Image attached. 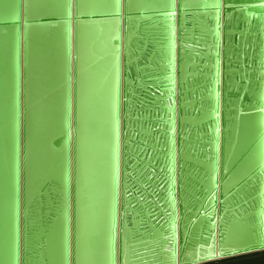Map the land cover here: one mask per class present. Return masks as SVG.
<instances>
[{
	"label": "water",
	"instance_id": "95a60500",
	"mask_svg": "<svg viewBox=\"0 0 264 264\" xmlns=\"http://www.w3.org/2000/svg\"><path fill=\"white\" fill-rule=\"evenodd\" d=\"M144 1L147 6L135 10L133 0H68L69 50L62 83L69 136L62 155L70 203L66 264H99L105 249L110 264H264L261 247L227 258L205 254L209 243L219 251L226 229L236 243L264 239V112L259 110L264 108V0ZM212 4H218L219 11L206 6ZM17 9L19 111L13 262L27 264L24 255L30 254L35 259L30 262L49 264L46 247L58 185L52 171L57 164L53 155L61 151V138H51L48 130L42 139L52 159L36 197L41 204L47 200L49 212L45 215V206L39 207L33 199L25 221L21 212L22 151L27 129L22 119L23 112L28 115L41 103L47 90L52 95L62 87L46 82L49 88L39 91L48 81L42 59L58 49L60 38L45 25L63 16L27 19L25 0H18ZM109 18L117 19V35L111 40L117 54L115 75L113 50L105 59L99 50L106 29L102 23ZM26 22L42 29H32L25 36ZM7 24L0 21V25ZM217 59L218 85L214 79ZM94 77V86L99 78V86L115 95L117 129L121 122L120 205L117 174L111 227L105 236L99 233V222L88 229L90 191L86 177L85 188L79 178L80 173L88 175L90 140L106 141L111 134L107 130L113 127L108 129L109 122L101 118L105 113L108 117L106 104L100 120L95 116L100 96L90 87ZM213 87L218 98L214 92L210 95ZM217 103L219 117L211 111ZM92 155L93 166L98 158ZM103 198L100 193L98 201ZM36 215L39 218L33 224ZM24 237L27 244L31 240L30 253L22 248Z\"/></svg>",
	"mask_w": 264,
	"mask_h": 264
},
{
	"label": "bare ground",
	"instance_id": "6f19581e",
	"mask_svg": "<svg viewBox=\"0 0 264 264\" xmlns=\"http://www.w3.org/2000/svg\"><path fill=\"white\" fill-rule=\"evenodd\" d=\"M131 7L135 10H140L143 7L147 6L146 1L144 0H133ZM18 0H0V21H6L7 25H0V264H14V251H13V242L15 240V221L14 218L16 215V205H15V185H16V128L18 121V77H17V68H18V30L16 20L18 18V9H17ZM149 3V6H153ZM26 4V18H38L44 15H56L58 17L63 16L62 20L57 21L52 24H46L45 26L52 28L53 31L59 33V41H58V49L53 50V54L50 51L47 52V56L43 58L42 63L44 65L43 75L47 74L48 81L46 80L44 84H41L39 87V91L44 93V90L48 87L46 82H49V86H51L52 82L56 83L62 87L54 93L50 95L48 90L46 94H44L43 100L41 103H38L37 106H33L29 111V114L26 115L23 112V127L26 128V143L24 144L22 157H23V170L25 172V180H24V197L22 194L21 204H23L22 208V217L25 221L27 220V211L28 205L31 200L39 199L36 197L38 195V190L40 185L44 182V169L49 164V160L52 159L51 154L44 149L42 145L43 136H45L50 130V137H60V149L61 151L56 152L53 156V159H56V163L54 164V168L52 169L53 176L57 179L56 181L58 185L54 188V193L57 195V201H55L56 205L53 211V223L49 233L50 238H48V245L46 247L47 258L49 264H66L67 260V240H68V225H69V216L66 215V209L68 212L69 204L66 199V184L67 177L66 171H64L62 160L64 149L67 146L69 141L68 132H67V102L65 100L66 92L65 87L63 86V80H65V66L67 60V51L69 50L68 45V35H69V26L67 16H69V7L68 0H25ZM165 5V3H163ZM78 12L83 10V8L79 7ZM87 12V11H86ZM110 18L107 21H104L102 24L105 25V34L101 37L99 50L102 55L106 54V57L111 54L110 50H113V59L114 65L111 68L113 70V75L116 72V47L112 46L111 40L117 35V19ZM44 26V27H45ZM30 22H26L25 24V36L26 33L32 31V29H42V28H33ZM51 47V46H49ZM50 53V54H49ZM22 61L24 62V69L27 64V60H25V52L23 55ZM50 79V80H49ZM25 82L24 79L22 85V96H23V105L26 99L25 93ZM91 90L98 92V103L99 108L98 114H96V118H99L105 110L106 107L109 108L108 117L105 115L101 116L104 120L109 122L108 129L110 126L111 130H107L111 132L110 137L101 140H94L90 143L92 145L87 147L89 164L86 166L87 174L83 172L80 173L79 178L82 177L81 183L84 187V179L86 177L87 187H89L90 197H88V214L86 216L87 223L90 225L88 229L91 227H97L96 224L99 222L100 232L106 233L108 235L109 229L111 227V212L113 206V190H114V180L116 175L117 177V186L119 185V177H120V166L122 154L121 152V144L122 140L120 138L121 132V122L119 128L116 126V119L114 116L115 111V95L113 97L107 91L104 90L99 83L101 81L98 78V85L95 84V77L91 79ZM56 86V85H55ZM54 86V88H55ZM20 90V89H19ZM57 94V95H56ZM106 104V107H105ZM120 116V115H119ZM109 118V119H108ZM118 132V138H117ZM97 155L96 161L93 164L92 155ZM59 158V161L58 159ZM118 159V160H117ZM117 167V169H116ZM98 183V186H97ZM23 184V183H22ZM97 186V187H96ZM124 189H126V185L124 184ZM95 187V188H94ZM22 188V187H21ZM79 188V187H78ZM85 188V187H84ZM99 189V190H98ZM79 191V190H78ZM23 192V191H22ZM100 193H103L104 198L101 201H98V196ZM120 187L118 186V194H117V202L118 207L120 205ZM98 201V202H97ZM45 208V215L49 212L46 203H42ZM41 201L36 205L39 207H43ZM37 207V208H39ZM82 215L80 216L81 219ZM39 215H36L31 222L36 223ZM34 220V221H33ZM36 227H39L37 225ZM86 228V227H85ZM26 236V235H25ZM32 236V235H31ZM105 236V234H104ZM33 237V236H32ZM26 237H24V244L22 248L24 251H27ZM100 243L105 245V239H101ZM27 244V245H26ZM106 250V249H105ZM103 250L100 254L99 264H110L109 263V253L108 250ZM30 253V252H29ZM27 253V254H29ZM195 255L199 256V250L195 251ZM26 260H29L27 264H35L30 261H35L32 259V256L29 254L28 256L24 255ZM107 257V261L105 258ZM26 264V263H25ZM123 264V263H122Z\"/></svg>",
	"mask_w": 264,
	"mask_h": 264
},
{
	"label": "snow or ice",
	"instance_id": "6c2138e0",
	"mask_svg": "<svg viewBox=\"0 0 264 264\" xmlns=\"http://www.w3.org/2000/svg\"><path fill=\"white\" fill-rule=\"evenodd\" d=\"M208 7L211 8H215L217 9V11H219V5L218 4H212V5H206ZM227 7H232V5H226ZM169 67H171V62L169 61ZM216 67H217V71L215 73L214 79L216 82V85L219 84V59H217V63H216ZM215 93V96L218 98L219 97V92L215 91V88H210V95L212 93ZM261 99H264V96L261 97ZM166 107H168L169 109L171 108V105H167ZM219 108V104L217 103L216 105H214L211 109L212 113L219 117L220 113L218 111ZM260 111L264 112V108H260ZM169 123H171V117H169ZM211 130V129H210ZM216 132H220V128L216 127L215 128ZM169 159H171V155H169ZM209 199H211V197H209ZM169 215H171V213H169ZM210 223H215L214 221L210 222ZM208 235L212 236L213 234L211 233L210 230H208ZM167 239V238H165ZM222 239V244L220 245L219 251L217 252L214 248V246L212 244H208V250L206 251V256H208L209 258H227V257H231L237 253H247L249 251H251L254 248L257 247H261L264 248V239H261L258 243H236L233 242V239L231 237V233L226 229L225 232L222 234L221 236ZM128 245L125 244V248H127Z\"/></svg>",
	"mask_w": 264,
	"mask_h": 264
}]
</instances>
